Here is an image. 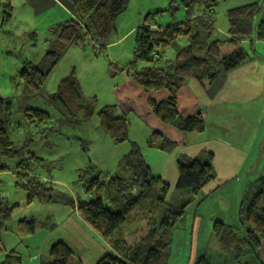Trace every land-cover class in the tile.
Returning a JSON list of instances; mask_svg holds the SVG:
<instances>
[{"label":"trees","instance_id":"1","mask_svg":"<svg viewBox=\"0 0 264 264\" xmlns=\"http://www.w3.org/2000/svg\"><path fill=\"white\" fill-rule=\"evenodd\" d=\"M68 1L72 6V16L51 25L48 30L50 38L42 58L48 67L43 69L41 63L26 60L14 76L22 84L18 109L26 121L36 126L46 123L51 115L42 107L28 105L27 101L41 93L43 84L67 48L71 45L82 50L92 48L96 55L104 52L106 44L116 33L117 17L129 5V0ZM220 1L179 0L185 19L169 25H157L155 18L161 11L177 8L176 0H170L167 9L147 13L141 25L135 28L129 62L119 66L108 60L111 76L125 73L146 92L166 89V98L156 101L148 97L147 106L161 123L171 125L183 133L203 132L205 119L200 111L189 115L180 113L176 99L180 88L193 79L209 96H213L209 84L219 75L248 63L256 54L254 42L264 40V7L257 1L227 9L225 17L228 38H213L217 28L215 8ZM0 8L2 28L11 19V0H0ZM181 36L188 38V44L176 52L173 60L160 65L166 48ZM243 41L248 44H242ZM225 43L231 44L233 48L222 53L221 46ZM140 62L146 64L141 66ZM62 93L60 106L66 111L61 112L62 117L57 119V126H47V131L42 134L70 139L72 137L61 130L64 125H77L80 121H86L90 115H96L99 129L109 137L113 145H129L115 169L106 171L95 169L94 166L78 169L76 173L79 178L75 183H80L81 194L85 195L79 191L59 189L52 181V175L48 176L49 179H43L38 172L52 171L51 162L29 149L32 139L26 138L21 142L12 139L11 135L16 128L12 127L6 111L11 97L0 95V171L9 167L4 160L13 161L12 185L15 190L22 191L25 205L36 200L69 206L93 231L106 239L111 251L102 255L94 264H168L176 224L184 219L189 204L197 205L206 197L202 195L198 198L202 188L214 179L212 153L209 152L205 159L186 154L177 157L175 188L182 191L186 199H182V204L169 203L166 200L169 184L160 175L151 172L139 145L129 137L127 116L121 112L118 114L115 104L103 105L98 110L93 109L95 104L93 108L76 104L75 94L70 88ZM51 96L49 94L52 100ZM71 100L73 105H70ZM68 112L74 113L76 118H68ZM151 131L146 139L147 147L168 153L177 146L176 141L158 130ZM77 138L82 140L79 136ZM42 143L46 145L45 141ZM82 145L86 150L83 140ZM253 184H258L256 190L244 196L237 206V226L213 221V238L219 258H222L220 264H241L240 258L244 255L254 256L259 264H264V245L261 257L258 251L261 240L264 242V175ZM104 198L108 207L103 203ZM18 205L0 194V230L9 229L8 222ZM35 230L36 220L23 217L17 221L14 231L19 237H25L34 234ZM1 245L0 242V250L3 249ZM150 251L154 255L148 258ZM49 254L51 259H42L40 264H68L73 251L64 241L57 240L51 244ZM5 258L6 264L21 263L20 257L14 254H5ZM193 264H211V261L202 255Z\"/></svg>","mask_w":264,"mask_h":264},{"label":"rangeland","instance_id":"2","mask_svg":"<svg viewBox=\"0 0 264 264\" xmlns=\"http://www.w3.org/2000/svg\"><path fill=\"white\" fill-rule=\"evenodd\" d=\"M150 1L151 3L153 1L151 7H154L156 11H159L160 9H167L170 0H129V5L126 9L127 14L136 16V12L142 13V8L144 6H140L138 3L145 4ZM252 1H257L262 7H264V0H221L215 8L218 28L221 29L226 23L225 13L227 9ZM12 5L14 6V10L11 19L9 20L10 22L4 25L2 27L3 29L0 27L2 29H0V94L11 97V103L6 106V111L9 113V120L12 122V127L16 128V131L11 135L12 139L19 142L26 138L32 139V152L39 154V157L45 159H47V157L48 159H51L50 157H54L58 151L67 150L66 153L63 154L64 159L62 163H59L61 161V159H59V164L54 163L52 165V171L50 174L60 182H63L68 187L72 188L71 190L74 192L79 191L81 194L82 188L81 185H79L80 183H75L79 178L78 173L69 171L72 163H74L72 162L74 156L76 154L85 155L87 161L84 159L85 166H82L81 168H85L89 165L94 166L95 169L98 168L106 171H112V168H110L111 165L109 164V159H107L108 157L105 154L113 152V155L115 156V152L107 147L110 139L99 129L96 115H90L86 121H80L77 125H64L61 130L72 138H70L71 141H69L70 143H68V147L66 145H60L56 151L53 148H57V145L54 144V146H52L51 144V142H54L53 137L49 139L47 135L44 136L42 132L47 131V126H57V119L62 117L61 112L65 113L66 110L64 111L60 106V96H63L62 91H66L67 88H70L75 94L74 102L80 105L83 104L84 107L90 106L93 108V105L95 104L93 109L98 110L103 105L116 102L118 105V114L121 112L128 118L129 137L134 139L139 145L144 159L151 168V172L155 175H160L161 179L169 184L166 198L167 202L182 204V199L185 200L186 195L175 188L178 175L176 160L180 153H183L188 147L191 148L193 146L191 142L192 140H190V137L186 139L188 133L180 132L175 129V127L164 124L167 128L174 129L183 136L181 139H173L167 136L170 134L169 131L165 130L167 135L162 132L166 137L177 142L175 149L171 152L165 153L147 147L146 139L152 132L150 129L157 125L156 122L161 121L153 115L150 108L146 105L145 100L143 101V98L141 97L162 92L166 98L168 93L166 89L146 92L141 86L139 87V85H135L136 83H132L141 90L139 91L136 87L130 84L118 82L117 77L120 73L115 76L110 75L108 60H113L110 59L106 48H104V52L99 53V55H96L92 51V48H87L85 54L90 60L85 59L83 55L79 56L77 54H74V56L69 55L67 58L65 57L62 59L53 68L48 79L43 84L41 93L27 101L28 105L42 107V109L49 111L51 118L40 126L31 124L23 118L21 111L18 109V98L22 84L18 78L12 80L8 75L13 71L12 67L14 60H18V58L27 57L34 63H41L40 66L43 69L48 67L46 62H42V58L47 49V18L49 17V12H47V0H27L26 2L25 0H12ZM175 6L177 8L173 11H161V13L155 18L156 24L169 25L174 22L183 21L186 16L179 0H176ZM31 9L32 12L29 13ZM145 15L146 13L143 14V17ZM119 35L121 34H117L116 36ZM113 36H115V34H113L112 37ZM133 40V34H127L121 39L119 44L114 46L115 52L120 53V55L124 54L128 57L133 48ZM186 44H188V38L183 36L177 38L164 51L160 65H163L167 60H173L176 52ZM226 46L233 47L231 44L225 43L221 46L222 53H225ZM145 64V62H140L139 65L142 66ZM221 78L224 79L225 75H219L213 83L209 85L214 92L213 96H223V101L219 102V105L226 109L222 115V119L224 122L229 119L232 121L231 133L234 134L239 126L245 127L246 119L251 123V106L249 104V97L247 100L242 98L236 102L230 96L240 95L235 92L229 84L225 82L220 83L218 79ZM188 82H194V84L197 83L193 79ZM188 82L186 83L188 84V87L184 86L181 88V92L185 94V96H209L204 89L199 90ZM60 89L62 91H60ZM261 91L262 90L257 93H260ZM49 94L52 95V100L49 98ZM227 100L230 101V103L225 102ZM73 104L74 103L71 100L70 105ZM263 112L264 111H261V114L259 113L257 115L258 121L263 120ZM148 114H150V116ZM67 117L71 119L76 118L74 113L69 112L67 113ZM240 119H242L241 122H239ZM255 119L256 118H254V120ZM226 124L228 123L226 122ZM194 134L199 133L194 132ZM77 136L82 138L86 148H88L87 150L90 153L88 156L83 150L82 140L77 138ZM99 140L101 142H99ZM44 141L46 145L43 146L42 142ZM186 143H190V145L186 146ZM224 143L225 142L222 138L214 140V147L219 149L221 156L226 154V151L220 149L221 145ZM232 148L233 149L229 155L226 156V158H230L228 165H224L220 161L213 162L214 166L221 172V174L218 175V179L224 177V179L221 180L223 186L220 185V188L217 187L216 189L219 188L218 190H211V187L217 183L214 179L206 184L200 191L198 198L200 199L202 195H205L206 197L197 205L189 204L186 208L184 219L176 224L171 244V257L168 264H191L202 255L209 257L211 264L221 263L222 258H219L220 254L217 251V246L212 233L213 220L220 217V213V215L225 217L227 223L231 225L238 224L236 217H234V219L230 218L232 214L231 206L227 208L226 204H224L225 199L222 196L229 195V197H232L231 195H233V191L238 190L239 195L237 201H239L243 195H250L256 190L258 184L255 185L253 182L260 176L264 175V149L260 148V150H254L248 158L251 151L249 150L250 148H248V143L241 145L238 148L235 144H232ZM51 151L55 152L50 154ZM209 152L210 151H203L202 154H207ZM97 153L99 155L101 154V157L99 158L100 160H98L99 156ZM259 153L260 158L256 157ZM92 157H94L96 161H94ZM1 187L3 186L0 182V188ZM59 188L65 190L62 187ZM210 190L211 194L209 196L208 191ZM19 192L22 194V191L19 190ZM215 193H221V197L212 196V194ZM9 197L13 203L15 200L12 194ZM103 203L108 207V202L105 198L103 199ZM196 208L197 212H195ZM235 211L233 212L234 214ZM38 212L43 214L44 217L36 219V232L32 235L19 237L16 235L14 229L0 230V239L5 241L6 247H4V250H0V264H6V252L10 255L16 252L20 253L19 256L21 255L23 261H26L28 264L32 263L30 255L34 253L45 255L44 257H46V260L49 261L51 259L49 254L50 246L52 243L60 239L66 241L73 251L68 264H78V257L82 259L83 264H89L88 256H86L85 253L87 251L90 252L92 249L95 250V245L91 246V244L95 242L90 244L88 240L84 238H78L77 240L70 239L71 233L69 232V236L65 234L68 231L65 226L67 223L60 225L59 221L61 216L49 205L44 208L33 207L30 213ZM195 213H198L202 219V222L199 224L197 223L199 220L198 217L194 220ZM23 215L22 211L15 208L8 225L17 219H22ZM71 218H73L79 226L83 227L82 223L76 219L75 216H71ZM84 231L88 233L90 238L93 237V233L87 228H85ZM138 235L137 237H139ZM239 235L243 236L242 233H239ZM61 236H63V238H61ZM45 242L47 243L46 246ZM81 242H85L88 246H91L92 249L88 248L84 253L80 246H78ZM263 245L264 242L261 240V246L258 248L260 257ZM152 255H154V252L150 251L148 253V258ZM247 262L251 264H259L254 256L244 255L240 258L241 264ZM13 264L15 263L13 262Z\"/></svg>","mask_w":264,"mask_h":264},{"label":"crops","instance_id":"3","mask_svg":"<svg viewBox=\"0 0 264 264\" xmlns=\"http://www.w3.org/2000/svg\"><path fill=\"white\" fill-rule=\"evenodd\" d=\"M26 1L27 0H25V2ZM11 2H12V0H11ZM152 3H153V1H152ZM152 3H151V1L147 2L145 4L138 3L140 6H144V7L142 8V10H143L142 13L136 12V16L129 15V14H127V11H125L117 17L116 23H115V26H116L115 36L111 37L109 42L106 44L105 48L108 50L110 59H112L114 62L118 63L120 66H122V65H124L130 61L132 49L129 53V56L126 57V55H124V54L120 55V53L115 52L114 46L119 44L121 39L124 36H126L127 34H129V35L134 34L135 28L137 26L141 25V23H142V20L144 18L143 17L144 13L147 14V13H151V12L156 11L154 9V7H151ZM12 7H13L12 12H13L14 6L12 5ZM47 9H48L47 12H49V17L47 18V32H48L47 41H49V38H50L49 31H48L49 27L53 24H56V23H59V22H62L64 20L68 19L69 17L72 16L73 11H72V6L68 0H47ZM160 10H165V9H160ZM31 12H32V9L30 10L29 13H31ZM11 16H12V14H11ZM0 20H1V15H0ZM117 34H121V35H119L120 37L116 36ZM212 37L215 39L224 38L222 40H226L228 38L227 21L221 27V29L218 28V26H217ZM242 44L247 45L248 42L243 41ZM254 46L256 49V54H253L254 56L251 58V60L248 63L242 65L241 67H239V68H237V69H235V70H233L227 74H224L225 75L224 79H222V78L218 79L220 83L225 82V83L229 84V86L231 88H233L235 90V92H237L240 95V96H230L236 102H238L242 98H244V100H247V98L249 97V104L251 106V112H250L251 123L249 122V120L246 119L245 127L239 126L234 134L231 133L232 121H230V119H229V120L224 122L222 119V115L224 114L226 109L224 107L220 106L219 102L223 101V96H185V94H183L181 92L182 87L177 92V98H176L177 99V108L181 114L189 115V114H193L197 111H200L202 113L204 119H205V129L203 132H200L199 134H194V132H190L192 134L188 133L186 135V139H188L190 137V140H192L191 142H192L193 146L191 148L188 147L187 149H185L183 151V153H180V154H186L190 157H201L202 159H205V158H207L208 153L202 154L203 151H210L212 153L211 164L213 166L214 173H215L214 180H216L217 183L214 185L215 187L213 186L214 188L211 187V190L216 189L217 187L222 185L223 182L221 180L224 179V177L218 179V177H219L218 175L221 174V172L214 166L213 162L214 161H220L224 165H228L230 158H226V156H228L229 153L231 152V150L233 149L232 144H235L238 148L239 146L245 145L246 143H248V148H250L249 150H251L249 155H248V158L254 152V150H260V148L264 149V117H263L262 121L261 120L258 121V118H257V115L261 111H264V40L255 41ZM232 48L233 47H231V46H226L225 52L232 50ZM71 49H76V50H71ZM86 50L87 49L82 50V49H80L74 45H71L67 48L62 59H64L65 57L67 58L69 55L74 56V54H77L79 56L83 55V57L85 59L90 60V58H88V56H86V54H85ZM26 60H29V59L27 57H23V58H18V60H14L13 67H12L13 71H12V73H10L8 75V77L11 78L12 80L13 79L16 80V78H14V76L17 73V71L19 70V68L21 67L22 63ZM117 81L120 83L130 84L139 90V88L137 86H135L138 84H135V82L133 80H131V78L129 76H127L125 73H120V75L117 77ZM189 81H191V80H189ZM132 83H134L135 85ZM188 83H191L190 85H194L195 88H197L199 90L202 89V87L200 86V84L198 82L195 84H194V82H188ZM184 86L188 87V84H184ZM260 90H262V91L260 93H257ZM139 91H141V90H139ZM163 94L164 93H162V92H160L159 94L153 93V95L150 94L148 96H142L141 98H143V101L145 100V102L147 101L148 97H151L156 101H160V100H163V98H165V96ZM1 96H3V95H1ZM225 102L230 103V101H228V100ZM261 103H262V105H261ZM110 104H115L118 107L116 102H113ZM146 105H147V102H146ZM226 113H228V112H226ZM148 115L150 116V114H148ZM262 116H264V112H263ZM254 118H256V119L254 120ZM241 120L242 119H240L239 122H241ZM226 122L228 124H226ZM156 123H157V125L155 127H152V128L150 127L151 128L150 130H153V128H155V130H158L161 133L163 132L164 134H166L165 133V130H166V131H169V133H170V134H168V135L166 134V135L173 138V139L183 138V136L179 132H177L176 130H174V129L172 130L171 128H167L164 124H161V122H156ZM47 137L49 139L51 137H53L54 142H51V141L50 142H51L52 146H54V144L57 145V148H53V149H55V151L58 149V146H60V145H66L68 147L69 146L68 143H70L69 141H71V139H67L65 137L63 138V136L49 135ZM221 138L225 142L220 147V149L226 151V154L224 156H221L219 153V149L214 147V140H218ZM132 140H134V139H132ZM99 142H101V141L99 140ZM42 145H44V144L42 143ZM71 145H72V142H71ZM189 145H190V143H186V146H189ZM261 145H262V147H261ZM112 146H113V148H112ZM107 147L110 150L112 149L115 152V156L113 155V152L105 154L108 157L107 159H109V164L111 165L110 168H112V171H113V169H115V167H116V164H117L119 158L128 150L129 145L126 143L121 144V145H113L111 143V141L109 140ZM29 149L31 150V146ZM87 149L88 148H86V150H85L83 148V150L87 153V156H88L90 153L88 152ZM55 151H51L50 154L54 153ZM66 151L65 150L64 151L63 150L58 151V153L54 157H50L51 159H48V157H47V161H50L52 165L54 163L55 164L56 163L57 164L62 163V161L64 159L63 154H65ZM34 154L39 156V154H37V153H34ZM98 156H99L98 160H100L99 158L101 157V154L100 155L98 154ZM256 157L260 158V153ZM104 158H105V156H104ZM59 159H61L60 162H59ZM84 159L87 161V159L85 158V155L83 156V155L76 154L72 160V162H74V163H72L71 167L69 168V171L75 173L82 166H85L84 165L85 164ZM92 159L94 161H96V159L94 157H92ZM263 161H264V158H263ZM3 162L5 163V165H8L9 167L0 171V182L2 183V186H3L0 188V194L6 196L9 201H11L9 196L12 194V196L14 197V200H15L13 203L16 202L17 204H19L17 209H19L20 211L23 212L24 218L36 220L39 217H44L43 214H41L39 212L38 213H30V212L32 211L33 207L44 208V207H47V205H49L57 214H59L61 216V219L59 221L60 225L67 223L65 226L67 227L68 231L65 234L67 236H69L71 233L70 239L72 238L73 240H77L78 238L79 239L84 238V239L88 240V242L90 244L92 242H95V243L91 244V246L95 245V250H93L92 247L88 246L85 242H81L80 244H78V246H80L81 250H83L84 253L88 248L92 249L90 252L87 251L85 253L86 256H88L89 264H94L102 255H104L108 251H111V248H110L107 240L104 239L103 237L101 238L100 235H98L95 231H93V229L91 227H89L81 219V217L78 215V213L75 210L71 209L69 206H66V205L61 204V203H40L36 200L31 202L28 205H25L23 194H21L19 191L15 190L13 188V185H12V181H13L12 169H13L15 163L13 161H9V160H4ZM52 165H51V167H52ZM87 166H89V165H87ZM41 171H43L44 173L43 172H41V173L38 172V173L42 176V178L43 179H46V178L49 179V177L51 176V174H50L51 171L48 173H46L44 170H41ZM52 181L54 182V184L56 186L62 187L65 190H68L69 192L71 191L70 187H68L63 182H60L56 178L52 177ZM218 189H216V190H218ZM211 190L208 191L209 196L211 194ZM216 193L212 194V196H216V197L220 198L221 193H218V194H216ZM238 195H239L238 190H234L233 195H231L232 197H229V195L222 196L225 199L224 204H226L227 208L231 206V212H232L231 217H230L231 219H234V217H236V211L235 210L237 209V206H238L239 202L241 201L240 199H239V201H237ZM203 196H205V195H203ZM244 196H247V195H243L242 198ZM192 205H194V203H192ZM234 211H235V214L233 213ZM13 212H14V210H13ZM195 212H197V208H196ZM71 216H75L76 219H78L82 223L83 227L79 226V224L73 218H71ZM219 216L220 217H217L215 219L216 221L217 220L222 221L225 224L231 225V224L227 223V221H226L225 217H223V215H220V213H219ZM46 217H47V214H46ZM197 217L199 219L197 223L199 224L202 222V219L198 213H195L194 220H196ZM18 220H20V219H17L15 221H13V223L9 224L8 225L9 229L15 230ZM215 220H213V221H215ZM85 228H87L90 232L93 233V237H91V238L89 237L88 233H86V231H84ZM35 232H36V230H35ZM94 237H96V238H94ZM61 238H63V236H61ZM60 240L64 241L63 239H60ZM0 241L2 243L1 246L4 249L5 241H3L1 239H0ZM64 242L66 243V241H64ZM46 245H47V243L45 242V246ZM196 252H197V250H196ZM6 253L8 254V252H6ZM13 254L19 256L20 253L16 252ZM44 256L45 255H42L40 253L31 254L30 255V258L32 259L31 264H40L42 259H46V257H44ZM19 257L21 260L20 264H28V263H26V261H23V258L21 255ZM78 261L80 264H83L82 259H80L79 257H78ZM191 264H193V263H191Z\"/></svg>","mask_w":264,"mask_h":264}]
</instances>
